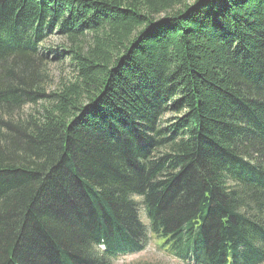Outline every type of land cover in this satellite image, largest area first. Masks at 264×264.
<instances>
[{"label": "trees", "instance_id": "1", "mask_svg": "<svg viewBox=\"0 0 264 264\" xmlns=\"http://www.w3.org/2000/svg\"><path fill=\"white\" fill-rule=\"evenodd\" d=\"M150 236L264 261V0H0V264Z\"/></svg>", "mask_w": 264, "mask_h": 264}, {"label": "rangeland", "instance_id": "2", "mask_svg": "<svg viewBox=\"0 0 264 264\" xmlns=\"http://www.w3.org/2000/svg\"><path fill=\"white\" fill-rule=\"evenodd\" d=\"M47 41L48 43L51 42L53 44H57L60 41V39L56 34H54V35H50ZM62 69L65 70L66 73L69 71V68L65 66V64L63 63L53 62L49 64V71H50L51 78L53 80V84L50 86L54 87L58 85L59 72ZM52 87H51V90H52ZM170 116L171 114H166L165 118H168ZM136 198L140 199L141 197L136 195L135 199ZM142 209L143 208H141L139 212L140 219L143 224H147V221L142 214ZM134 262L144 263V264H184L179 259H177L174 256H171L165 250H163L162 247L159 246V241L151 237H149V241H147L145 249L143 251L136 253V254H132V255L118 256L117 259L114 260L112 264H127V263H134Z\"/></svg>", "mask_w": 264, "mask_h": 264}]
</instances>
